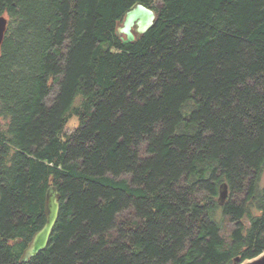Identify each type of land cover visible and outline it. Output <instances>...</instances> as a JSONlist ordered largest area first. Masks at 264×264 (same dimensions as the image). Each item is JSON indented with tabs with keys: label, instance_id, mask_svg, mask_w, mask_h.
I'll return each mask as SVG.
<instances>
[{
	"label": "trees",
	"instance_id": "trees-1",
	"mask_svg": "<svg viewBox=\"0 0 264 264\" xmlns=\"http://www.w3.org/2000/svg\"><path fill=\"white\" fill-rule=\"evenodd\" d=\"M139 3L154 25L123 44L118 24ZM1 15L0 264L264 253V0H0ZM51 185L58 221L23 262ZM133 208L144 221L128 229L118 218Z\"/></svg>",
	"mask_w": 264,
	"mask_h": 264
},
{
	"label": "water",
	"instance_id": "water-1",
	"mask_svg": "<svg viewBox=\"0 0 264 264\" xmlns=\"http://www.w3.org/2000/svg\"><path fill=\"white\" fill-rule=\"evenodd\" d=\"M156 19V13L153 9L139 3L130 9L122 22L118 24L117 35L123 44L133 43L152 28ZM8 18L5 15L0 16V49L7 31ZM228 185L223 183L220 188V202L223 204L228 197ZM61 192L57 185H51L46 191L45 212L46 222L44 226L36 232L31 243L25 249L22 261L28 262L32 257L37 256L46 249L54 227L58 221L61 208ZM237 258L236 262H239ZM239 264H264V253L256 258L246 260Z\"/></svg>",
	"mask_w": 264,
	"mask_h": 264
},
{
	"label": "rangeland",
	"instance_id": "rangeland-1",
	"mask_svg": "<svg viewBox=\"0 0 264 264\" xmlns=\"http://www.w3.org/2000/svg\"><path fill=\"white\" fill-rule=\"evenodd\" d=\"M0 122H2V118L0 117ZM79 125V119L76 116L75 118H71L66 126L65 132L72 131ZM145 147V146H144ZM260 186L264 187V169L262 171V176L260 180ZM119 220H123L126 222L128 229L130 228H138L140 225L143 224V219L137 216L135 209H130L125 211L123 214L120 215L118 218ZM222 227H223V236L226 239V244L229 245L232 241V230L234 228V224L231 221L229 216L222 217ZM118 236V230L112 229L106 233V239L108 243L114 241Z\"/></svg>",
	"mask_w": 264,
	"mask_h": 264
}]
</instances>
